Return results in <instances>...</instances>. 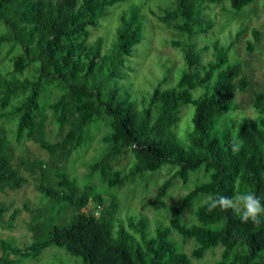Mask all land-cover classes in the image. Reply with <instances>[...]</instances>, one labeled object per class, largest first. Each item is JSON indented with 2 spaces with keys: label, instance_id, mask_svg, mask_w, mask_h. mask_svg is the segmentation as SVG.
Wrapping results in <instances>:
<instances>
[{
  "label": "trees",
  "instance_id": "trees-1",
  "mask_svg": "<svg viewBox=\"0 0 264 264\" xmlns=\"http://www.w3.org/2000/svg\"><path fill=\"white\" fill-rule=\"evenodd\" d=\"M133 1L0 0V24L12 32L7 37L0 34V48L10 36L9 53H13V47H19V52L11 56L10 74L22 75L31 67L36 71L32 79L24 82L15 79L9 82L0 76V107L9 117L17 118L15 139L34 140L50 155L59 154L66 159L85 142L87 127L100 116L111 128L108 138L111 149L126 148L134 154L136 173L175 167L173 175L158 186L152 205L166 197L174 178L186 182L189 174L201 167L209 172V182L190 190L177 207L178 213L190 207L201 194L231 197L247 190L264 204V92L256 94L253 103L260 121L244 119L239 125L243 140L239 153L231 151L232 133L227 129L219 132L215 126L218 114L238 108L235 91L244 92L249 85L241 75V67L228 61V49L239 42L247 27L235 33L227 48L218 41L204 46L205 51L212 48L214 59L202 64L190 39L206 36L213 30L216 21L209 11L226 0H173L160 12L150 9L149 15L165 29L187 36L188 43L170 41L180 52L184 68L174 86L163 88L167 81L163 78L147 97L134 100L128 95L130 87H126V81L134 72L137 45L145 40L148 14ZM254 1L229 0L235 12H241ZM126 2L132 5L120 8L115 16L111 46L102 49L89 43L93 30L115 14L118 4ZM251 35L253 42H247L248 52L260 41L255 28L251 29ZM47 83H54L63 91L50 105L59 128L69 124L65 137L55 143L45 141L40 132V97ZM197 90L200 93L194 96ZM184 105L195 107L192 118L195 127L187 145H182L172 133ZM50 169V165L44 167L40 161L31 165L32 171L42 173V179ZM101 173L108 177L102 167ZM56 175L58 189L39 183L38 190L47 198L70 204L75 215L67 226L49 228L41 248L61 249L80 264H190L171 236L174 230L183 238L196 241L193 254L197 258L209 249L222 247L217 264H264V218L259 226L243 224L238 213L210 210L207 201L195 212L197 225H188L174 215L167 226L160 221L152 226L145 215L126 214L125 223L119 222L114 227L110 210L102 206V195L93 185H84L76 195L75 181L65 172ZM25 182L0 139V193L18 190ZM89 201L98 207L96 216L80 212ZM2 213L0 208V224ZM15 216L11 215L8 225ZM3 248L5 253L10 250L23 257L39 252L35 247L23 252L6 244Z\"/></svg>",
  "mask_w": 264,
  "mask_h": 264
},
{
  "label": "rangeland",
  "instance_id": "rangeland-1",
  "mask_svg": "<svg viewBox=\"0 0 264 264\" xmlns=\"http://www.w3.org/2000/svg\"><path fill=\"white\" fill-rule=\"evenodd\" d=\"M173 0H134L133 3L143 7L148 14L145 21V40L137 45V55L133 61L134 72L130 74L126 87L128 95L134 100L147 97L156 87L158 82L167 78L163 88L174 86L178 81L184 62L178 49L170 45V41L179 40L188 43L185 34L167 30L156 18L149 15V10L160 12L170 6ZM132 2L118 4L115 14L104 20L100 28L94 29L89 43L99 45L102 49L111 46L116 19L120 8H129ZM216 24L208 35H199L190 39V44L199 52L202 64H207L214 59L212 48L202 50L204 46H211L214 41L227 48L232 37L240 29L247 27V32L239 42L228 49L229 64H238L241 67V75L249 82L244 92L235 91L234 102L238 108L217 115L215 126L219 132L228 130L233 134V129L241 124L244 119L255 122L257 112L252 111L255 95L264 92V0H255L241 12H235L229 0L223 5H213L209 11ZM255 28L260 34V41L254 46L253 51L248 52L247 42H253L251 29ZM12 32L3 24H0V34L7 37ZM0 48V76L11 82L13 79L24 82L36 75L33 67L22 75H12L11 56L19 52V47L11 49V36ZM19 41L22 38L19 37ZM127 87V88H128ZM126 90V88H125ZM202 91V90H200ZM62 90L54 83L44 85L40 97L42 111L39 116L40 132L42 138L55 143L65 137L69 129L67 123L60 129L57 115L51 110L50 105L55 102ZM199 90L194 96L199 94ZM194 105H184L180 109L179 122L172 130L174 136L182 145L188 144L189 134L192 132V118ZM16 117H9L7 112L0 107V139L3 140L8 153L11 156L13 166L19 174L26 179L25 184L18 190H6L0 193V208L3 210L0 224V264H80L79 260L55 247L41 248L40 243L46 237V231L53 226H67L73 221L75 210L66 202H57L44 196L38 190L39 183L58 189L57 172H65L77 187L76 195L80 193L84 185L91 184L102 195V206L109 208L113 226L119 222L125 223V215H145L153 226L155 221H160L164 226L169 224V219L180 216L188 225L199 224L195 212L199 206L209 200V194H201L192 201L191 206L182 212L176 209L183 197L195 186L209 182V172L201 167L197 172L191 173L186 182L178 177L171 183L166 197L161 202L152 205L154 196L161 182L173 175L175 167L165 166L155 172L136 173L134 170V154L130 149L113 151L109 136L111 128L109 123L96 116L85 131V142L74 150L66 159L59 154L50 155L43 150L34 140L15 139ZM40 161L44 167H52L45 172L44 179L38 170H31V165ZM101 167L105 169L108 177L102 176ZM109 178V179H108ZM115 181V184L113 183ZM98 207L92 201L80 211L88 216H96ZM15 213V219L8 225L11 215ZM171 236L177 242L179 251L186 254L190 264H217L221 260L222 247L207 250L197 258L194 251L197 248L196 241L185 239L174 230ZM20 249L22 252L35 247L39 249L29 257L14 254L10 250L4 252L3 245ZM15 261V263H13Z\"/></svg>",
  "mask_w": 264,
  "mask_h": 264
},
{
  "label": "clouds",
  "instance_id": "clouds-1",
  "mask_svg": "<svg viewBox=\"0 0 264 264\" xmlns=\"http://www.w3.org/2000/svg\"><path fill=\"white\" fill-rule=\"evenodd\" d=\"M252 111L255 112V109L253 108ZM258 117L259 114L257 113ZM242 147L243 140L239 136V126H237L233 129L230 148L235 154L239 153ZM208 206L210 210L219 208L221 211L231 210L238 213L243 224L251 223L254 226H259L262 218H264V204L261 203V199L247 190L242 193L237 192L231 197L227 195L210 196Z\"/></svg>",
  "mask_w": 264,
  "mask_h": 264
}]
</instances>
